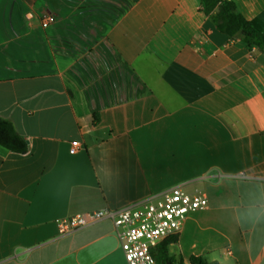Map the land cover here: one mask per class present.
Instances as JSON below:
<instances>
[{"label": "crops", "instance_id": "0c3cea01", "mask_svg": "<svg viewBox=\"0 0 264 264\" xmlns=\"http://www.w3.org/2000/svg\"><path fill=\"white\" fill-rule=\"evenodd\" d=\"M231 1L264 24V0ZM0 118L28 145L0 146V264H127L110 219L65 235L56 221L174 186L208 199L175 263L264 264V52L198 0H0Z\"/></svg>", "mask_w": 264, "mask_h": 264}, {"label": "built area", "instance_id": "2783aa9c", "mask_svg": "<svg viewBox=\"0 0 264 264\" xmlns=\"http://www.w3.org/2000/svg\"><path fill=\"white\" fill-rule=\"evenodd\" d=\"M55 16L45 12L40 17L42 27L55 23ZM79 147L71 143L70 152ZM208 208L204 192L188 193L181 186H174L144 201L121 209L104 208L77 214L56 221L59 235L75 232L103 219H110L120 242L127 264H155L151 249L161 241L179 233L187 216Z\"/></svg>", "mask_w": 264, "mask_h": 264}, {"label": "trees", "instance_id": "16d2710c", "mask_svg": "<svg viewBox=\"0 0 264 264\" xmlns=\"http://www.w3.org/2000/svg\"><path fill=\"white\" fill-rule=\"evenodd\" d=\"M200 10L214 24L216 29L227 35L231 39L239 38L248 47H255L264 52V24L258 19L248 21L237 13L234 3L231 0H198ZM93 123L99 121L98 114L93 112ZM0 146L4 149L15 152L25 153L28 150L27 142L16 132L13 125L0 118ZM177 242V237L172 236L155 248L151 249V254L155 264H182V261L175 263L169 255L168 247ZM189 264H211L203 257L192 256Z\"/></svg>", "mask_w": 264, "mask_h": 264}, {"label": "rangeland", "instance_id": "374dc122", "mask_svg": "<svg viewBox=\"0 0 264 264\" xmlns=\"http://www.w3.org/2000/svg\"><path fill=\"white\" fill-rule=\"evenodd\" d=\"M101 34V31H97V34L96 35H94V32H93V34H90V36H88V37H90V39H89V41H96V39H97V37L99 36ZM103 47H105V48H108L107 46H105V45H103ZM90 47L89 46H87V47H82L81 48V50H83V51H86V50H88ZM93 50L94 51H97V52H100V48L99 47H94L93 48ZM81 52V51H80ZM102 59H104V57H101ZM107 60V62H105ZM106 60L104 61V60H102L101 61V63H99V67H98V69H99V71H100V69H102L101 71H106V70H108V69H110V68H112V61H111V58H110V56H108V59L106 58ZM107 68V69H106ZM109 74L111 75V76H109V78L110 79H113V84L115 83V81H116V83H118V71H117V69L114 67L113 69H111V72H109Z\"/></svg>", "mask_w": 264, "mask_h": 264}]
</instances>
